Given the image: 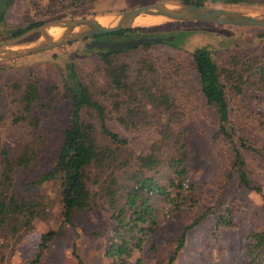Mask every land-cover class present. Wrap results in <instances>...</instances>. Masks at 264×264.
Returning a JSON list of instances; mask_svg holds the SVG:
<instances>
[{"label":"rangeland","instance_id":"1","mask_svg":"<svg viewBox=\"0 0 264 264\" xmlns=\"http://www.w3.org/2000/svg\"><path fill=\"white\" fill-rule=\"evenodd\" d=\"M158 1L180 0H96L74 8H65L60 0H10L4 26H25L38 20L45 22L58 18L113 15L124 9ZM209 4L245 11H264V0ZM146 27L165 34L187 31L183 43L178 47L156 42L148 47H130L118 53L119 58L129 65L130 79L135 77L140 59L146 52L151 54L154 67L159 72L166 70L173 74V66L179 69V74L172 75L175 84H172L171 92L176 98L173 110L180 114L175 119V127L183 130L188 151L183 162L184 188L179 198L166 202L154 196V213L157 217L154 231L146 228L140 230L143 239L141 245L133 246L132 252L124 257L125 261L107 258L105 248L115 226L113 211L107 204L99 201L92 209L79 211L72 226L63 222L59 180L47 181L35 188L27 187V183L41 170L48 169L54 163L63 130L69 121L70 101L62 97L68 64H74L84 83L96 84L101 87L99 89L105 87L106 80L97 49L86 48L90 38H80L0 61V144L17 150L31 137L26 122H17L12 116L17 106L13 100L16 94L10 87L15 80L24 83L27 69L31 66L41 79L48 104L38 108L42 117L39 132L44 139V143L38 147L39 163L37 166L19 167L15 172L13 187L22 194H41L45 209L41 216L35 218L33 227L22 232L20 237L2 233L0 248L4 259L0 264H80V260L87 264H167L183 229L198 217L202 218L186 230L185 243L171 264H248L245 251L247 234L253 229L264 230V208L260 193L241 184L231 167L234 148H238L245 161L244 168L250 185L264 191V82L254 78V82L245 84L243 92L230 103L229 138L219 130L216 108L207 103L203 96L198 74L190 66L188 58L191 50L205 45L219 64L224 63L231 52H237L245 59H254L264 54V26L182 20L164 21ZM40 36L39 32H34L27 40ZM51 84H55L56 88H50ZM95 91L98 99L110 108L116 92L109 90L106 94H100L98 89ZM113 113L108 109V125L129 140L134 152L149 151L157 139L154 127L139 120L135 125L126 127L112 117ZM82 115L91 117L99 129V122L94 116L86 111ZM240 137L259 150L241 145ZM160 174L158 180L163 182ZM228 206L233 213L232 220L229 224H223L217 217L224 215ZM49 229L59 230V233L40 251V237Z\"/></svg>","mask_w":264,"mask_h":264},{"label":"trees","instance_id":"2","mask_svg":"<svg viewBox=\"0 0 264 264\" xmlns=\"http://www.w3.org/2000/svg\"><path fill=\"white\" fill-rule=\"evenodd\" d=\"M60 1L65 8H74L96 0ZM180 1L195 4H233L245 0ZM9 2L10 0H0V39L14 36L44 22L38 20L25 26H4ZM186 34L187 31L181 30L175 34H165L157 29L137 26L81 38L122 40L140 36L162 37L160 41L147 39L142 43L125 45L118 49L95 47L106 80L102 89L96 84L84 83L74 64H68L62 97L70 101V118L63 130L56 159L48 169L41 170L27 183L28 188H35L47 181L59 180L63 222L72 226L75 225L74 218L79 211L90 210L99 201L107 204L113 211L115 220L113 233L105 248V255L109 259L125 261L124 257L132 252L131 248L141 245L143 239L140 230L146 228L154 231L157 224L154 196L161 197L166 202L179 198L184 188L183 162L188 153L183 130L175 127V119L180 114L173 110L176 98L171 87L175 84L172 75L179 74L177 66L172 67L173 74L166 70L164 73L159 72L154 67L151 54L146 52L140 59L135 77L130 79L129 65L119 58L118 53L130 47H148L156 42H166L178 47L183 43ZM85 46L90 48L87 42ZM188 61L198 74L200 89L207 103L216 108L219 130L231 138L227 126L230 120V103L243 92L245 84L254 82V78L264 82V54L254 59H245L237 52H231L229 58L219 64L211 50L202 45L189 52ZM10 87L16 94L13 100L17 106L12 116L17 122H26L31 137L17 150L0 144V237L3 232L20 237L22 232L33 227V221L45 209V200L41 194L26 195L13 188L15 172L19 167L27 168L39 163L38 147L44 143V139L39 132L42 117L38 108L48 106L42 82L31 66L27 69L25 82L15 80ZM50 88H56L55 84H51ZM97 89L100 94H106L109 90L116 92L110 108L98 99L95 91ZM108 109L109 112L114 111L112 117L126 127L135 125L138 120L154 127L157 139L149 151L134 152L129 146V140L108 125ZM85 111L98 120L99 129L91 117H83ZM239 140L241 145L259 150L247 144L243 137ZM244 165L245 161L238 148H234L231 169L237 173L241 184L260 193L264 208V191L258 186L250 185ZM166 172L167 175H164ZM158 174L162 175L163 182L158 180ZM232 215L231 207L228 206L225 214L217 219L223 224H229ZM201 218L198 217L185 226L167 264H171L184 245L186 230ZM58 233L59 230L53 229L43 233L40 237V251ZM0 246L2 247V243ZM245 251L248 264H264V230L249 231ZM3 259L4 253L0 248V263ZM34 262L38 263L37 260ZM80 264L87 263L80 260Z\"/></svg>","mask_w":264,"mask_h":264},{"label":"water","instance_id":"3","mask_svg":"<svg viewBox=\"0 0 264 264\" xmlns=\"http://www.w3.org/2000/svg\"><path fill=\"white\" fill-rule=\"evenodd\" d=\"M100 16L110 18L109 22L106 24L101 23L98 20V17ZM137 16H159L160 19L158 21L145 24L135 22V18ZM182 20H207L224 24L264 26V11L256 12L238 10L209 3L195 4L182 1H158L124 9L113 15L58 18L52 21L42 22L38 25L25 29L14 36L0 40V61L49 49L86 36L137 26H148L164 21ZM51 27L59 28L57 36L47 33V30ZM34 32H39L41 36L37 39L27 40V37ZM169 38H171V36H169ZM147 39L160 41L162 37L140 36L122 40L92 38L87 41V46L118 49L125 45H136L142 43Z\"/></svg>","mask_w":264,"mask_h":264},{"label":"bare ground","instance_id":"4","mask_svg":"<svg viewBox=\"0 0 264 264\" xmlns=\"http://www.w3.org/2000/svg\"><path fill=\"white\" fill-rule=\"evenodd\" d=\"M159 19H160L159 16H143V17L142 16H137L135 18V22L145 23L146 24V23H149V22L158 21ZM98 20L101 23L106 24L107 22H109L110 18H107L106 16H103V17H98ZM58 32H59V28H57V27H51V28H49V30H47V33H49V34H51L53 36H57Z\"/></svg>","mask_w":264,"mask_h":264}]
</instances>
